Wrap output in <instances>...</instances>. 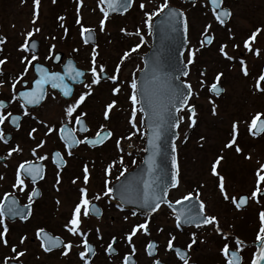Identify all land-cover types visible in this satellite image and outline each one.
Listing matches in <instances>:
<instances>
[{
  "label": "rangeland",
  "instance_id": "374dc122",
  "mask_svg": "<svg viewBox=\"0 0 264 264\" xmlns=\"http://www.w3.org/2000/svg\"><path fill=\"white\" fill-rule=\"evenodd\" d=\"M164 2L165 0H133L128 13L109 17L105 22L104 30L101 31L103 13L98 6V0H82V6L80 0H55V3L53 0H40L38 18L35 15L37 8L34 0H0V35L5 40L4 43H0V60L9 58L4 60L6 63L0 65V98L10 99L19 88L21 81L32 79L29 67V74H25L24 79L15 83V88H13L14 84L9 82L10 79L13 80L18 71L20 63L17 62L20 58L31 56L29 52L21 50L29 40L28 33L30 32L34 33L30 39H36L39 43L37 55L39 61L54 68L50 59L54 53L61 52L63 58L74 59L78 67L88 72L84 84H90L93 79L91 68L94 51L98 53L96 55L98 72L100 66H103L105 73L111 77L114 70L120 67L119 78L115 85L111 79L101 81L99 85L91 89L85 88L82 84L76 88L69 101H59L56 95L48 94L43 104L31 112L30 118L35 122L27 120L25 124L29 123V125L24 127L21 124V130L15 134L14 142L11 141L6 147L0 145V153H6L16 146L22 150L15 153L11 160L0 167V173L11 175L10 169L15 167L17 162L34 157L32 151L37 149L40 140L45 144L43 148L37 149L38 156L49 152V147L55 142L54 134L47 137V140L43 139L45 138L44 132L47 130L45 125L55 127L58 122L66 121L64 110L68 104L90 90L91 95L86 97L77 111L87 113L85 119L94 134L100 130L101 126L104 130L107 129L113 133L111 138L99 148L75 150L74 153L77 156L68 161L67 170L62 174V181L59 185L53 180L54 173L49 171L42 185L40 202L43 204L37 205L35 216L27 226L13 227L14 233L10 234L12 243H15L12 238L16 237V234H26V237L31 239L33 229L41 224L54 233H62L60 231L63 227L65 228L69 215L78 203H73L74 199L79 197L70 185L75 187L80 185L78 169L81 163H87L91 168L88 190L92 198L96 193L103 194L107 190L105 185H110L121 173L120 166L123 165L120 164L121 157L128 167L132 165L134 159L136 161L140 159L143 153L144 127L140 111L137 112L138 131L133 129L129 123L132 109L130 85L133 80H136L137 72L142 67L141 57L150 45L146 13H156ZM167 2L168 4L169 2L176 3L174 0H167ZM141 3L145 5L143 10L139 7ZM177 3L176 6L185 14L188 25V46L184 61L189 65L190 73L184 81L192 86L193 94L189 107H195L196 124L191 126L190 114L186 110L179 113V118L183 117L179 120L176 141L180 173L179 187L170 191L168 199L174 202L192 194L205 205V215L217 217L221 232L228 235L229 241H225L222 234H217L214 226L211 225L197 230L177 228L166 207H161L153 215L145 217L141 214V217H138L133 216L132 212L117 211L112 199L106 197L102 198L99 204L104 209L102 218L99 220L84 219V224H87L85 229L94 233L91 236L94 244L107 242L109 237H117L118 255L109 259L98 256L94 261L95 264H122L120 261L123 253H132V246L125 238L130 232L131 225L145 221L149 222L150 234L138 233L137 237L133 238L136 248L134 254L136 264L153 263L152 259H148L144 254L143 245L149 239H154L164 245L165 240L175 237L174 244L184 247L189 253L188 261L195 264H225L221 248L225 243H229V249H236L233 237L237 235L248 239L244 240L247 244L256 241L260 228L259 213L264 211V197L259 199V203L249 199V204L244 209H238L231 198H237L241 194L250 197L255 190L256 172L264 166V133L256 139L248 130L254 116L257 113L264 114V92L258 93L256 87L254 89L260 65L264 62V0H224L225 7L231 10L232 16L230 22L223 27L217 25L205 0H198L195 4L188 6ZM78 8L80 24L76 23ZM60 17L65 19L61 20ZM208 25H211V28H208ZM82 27L93 30L96 39V45L93 48L81 43L80 29ZM36 28L40 31L36 32ZM257 29L262 31L250 46L253 52L256 49L260 50L259 56L244 48L245 38ZM204 35H210L213 40L212 44L207 47L201 43V37ZM136 44L137 46L139 44L136 52L128 50L133 45V48H136ZM223 45H227L225 51L234 59L228 60L221 55L219 50ZM127 50L126 53H131V55L124 60L123 57ZM193 51L195 52L194 63L189 64L190 53ZM240 61H244L247 66L249 73L247 76L243 74ZM219 73H223L219 84L225 92L217 99L207 95L206 89L216 83L215 78ZM114 87H119L120 93L113 94ZM260 88H264V84L260 85ZM113 101H115V106L109 112V118L105 119L107 106ZM136 107L138 108V105ZM213 108H215V114H213ZM261 117L264 118L263 115ZM41 121L43 123H40ZM233 124H238L239 137L237 136V144L228 149L225 145L232 138L230 135ZM31 125L38 127L34 134L37 140L34 141H28L25 138V133ZM129 136L131 139L127 138ZM117 141L120 142L119 148ZM236 146L242 150L240 156L234 152ZM220 156H223V160L217 166V172L224 177L228 200H225L220 192L218 176H213L211 173L213 164ZM111 165L114 166L111 168V174L108 175L106 170ZM106 178L113 179L111 182L105 181L102 187ZM73 180L77 182L74 184ZM57 187L59 191L56 190ZM262 189H264V183L261 184ZM2 191H4L3 188H0V193ZM52 211L57 218L48 219ZM125 216L128 217L127 221L124 219ZM97 228L100 230L99 233L96 232ZM193 234L197 242L189 249ZM63 237L72 241L67 233ZM29 239L22 246L27 251V255L23 257L25 264H42L43 260L46 264L70 263L69 253L67 256H43L42 260L36 255L40 253L34 242ZM73 245L72 249L77 248L75 244ZM4 252L5 250L0 246V260L7 255H4ZM240 253L243 257L242 264H250L254 253L253 247L246 246ZM158 257L165 264H182L176 262L163 250L158 253Z\"/></svg>",
  "mask_w": 264,
  "mask_h": 264
},
{
  "label": "snow or ice",
  "instance_id": "6c2138e0",
  "mask_svg": "<svg viewBox=\"0 0 264 264\" xmlns=\"http://www.w3.org/2000/svg\"><path fill=\"white\" fill-rule=\"evenodd\" d=\"M53 2L55 3V0H53ZM210 2L214 6L213 12H214L216 20L220 24L223 25L225 23V19H222L221 17L222 16L224 18L230 17L231 13L229 11H220V12L216 11V9L221 8L223 0H210ZM80 3L82 6V0H80ZM132 3H133V0H98V6L100 7V11L103 13V19L101 20V24H100L101 31L104 30L105 22L108 20L111 12H115L117 10L127 11ZM34 4L37 8V12L35 13V15L38 18V16H39L38 9H39V5H40V0H34ZM193 4H195V0H193ZM105 5H106V7H105ZM139 7L141 8V10H143L145 8V5L143 3H141L139 5ZM165 9H168L167 27H169L173 31L175 30V25L180 22L179 18L184 17L183 12H176L175 10L170 9L167 0H165L162 7L156 13H154V14L146 13V15H147L146 24H147L148 29H149V35L151 34V30L153 28V24H152L153 15H160V13L164 12ZM77 14H78V19H77L76 23L80 24L81 20L79 18V8L77 9ZM60 19L64 20L65 18L60 17ZM33 23L34 24L36 23L35 19L33 20ZM61 26L63 27V25H61ZM183 28H184V33L186 35L187 30H188L186 18H184V20H183ZM208 28H211V25H208ZM35 31L39 32L40 29L36 28ZM261 31H262L261 29H257L256 31H254L251 34L249 39L244 41V48L247 49L248 52H253V49L250 45L252 42H254L256 40L257 36L259 35V33ZM65 32H67V29H65ZM92 33H93L92 29L83 28V27L81 29V34H82V36L85 37L86 43L88 42L89 39H91ZM85 34H87V35H85ZM138 34L139 33H137V35ZM32 35H34V33H31V32L28 33L29 39L31 38ZM141 40H143V37H141ZM4 42H5L4 38H0V43H4ZM206 43L211 44L212 39L211 38L207 39ZM33 47H35V45H33ZM226 47H227V45L221 46V48L219 50L221 55L225 59H228V60L234 59L232 56H229L228 53L225 51ZM138 48H139V45L136 48H133L131 51L136 52L138 50ZM21 50L27 51L28 50V44L27 43L24 44L22 46ZM97 54L98 53H95V51H94L93 56H92L91 75H92L93 79L91 80L90 84H84V87L88 88V89H91L95 85H99L101 83V79H102L101 73L105 72V69L103 66H100L99 72L97 71V66H96V55ZM130 55H131V53H125L123 59L124 60L128 59V57ZM255 55H257V56L260 55L259 49L255 50ZM194 57H195V52L193 51L190 53V59L188 60L189 64L194 63ZM27 59L28 58L25 57V60H27ZM37 59H38V57L36 55H33L31 57V60L28 61V63L30 64L31 61H34ZM4 63H6V61L0 60V65H3ZM240 63L243 66L242 67L243 74L245 76H247L249 74L247 71V66L244 64V61H240ZM38 71L41 73V78L35 80V86H36L35 89L32 91L20 93V98L24 100V104L20 105L21 108L25 109L23 112L24 116H30L31 115V113L27 110L25 105L39 104L40 101L45 98V96H46V90L44 87L45 84H50L52 89H59L62 92L63 96L66 98L70 97L72 95V89L66 83H64V77L63 76H61L57 73H48V71L44 68H40V69H38ZM119 73H120V67L118 66L114 70V74L111 77H109V79H111V81L114 85L116 84V82L119 78ZM181 74L183 76L188 75L187 71H183V70H181ZM66 75L69 79L75 80L77 77L85 76V73L83 71L76 70V68H74L72 65H68ZM222 75H223V73H219L215 78L216 83H213L211 85V91L215 94H218L220 91H222V89H218V87H217V85L220 82ZM20 79L22 80L23 76H21ZM176 79L179 80L180 77L177 76ZM259 80L264 81V74H261L259 76ZM18 82L19 81H17V83ZM130 87L132 89V92L130 94V101H131L132 109H131V119H130L129 123L133 129H137V131H138V128H137V124H138L137 112L138 111H144V109H138L136 107V105L139 102L138 101L139 90H138L137 83L135 80L132 81ZM191 87H192L191 84H184L181 81V84L178 85L172 91L171 97H170V103H171V107L174 108L176 110V112L181 111L182 107H187V101L191 98V95H192ZM13 88H15V84L13 85ZM184 89H187V92H185ZM257 90L264 92V88H260L258 83H257ZM120 91H121V89L119 87L113 88V94H118V93H120ZM89 95H91V90L84 93V94L79 95L78 99H75L73 102L69 103L68 106L64 110L65 115H66V121L59 128V139L63 142L68 156H72L73 155L72 149L74 147L79 146L80 144H86V145L95 147V146L100 145L103 142L107 141L113 135V133L111 131H104V127L101 126L100 130L97 131L95 138L89 139V138L85 137L84 139H78L77 136L75 135L77 129L69 127V125L72 123V121L74 119L75 124L79 126V128H78L79 132L86 133L89 131V128L86 126V124L83 120V117L86 116L87 113L81 112L79 114H76L77 109L80 108V106L84 103L86 97ZM114 106H115V101H113L111 104H109L107 106V110L105 112V119L109 118L108 114ZM5 107H6V105L3 102H0V109H3ZM149 108L152 109V118H151V123H150L152 136L148 140V147H149V149L152 150V153H153L152 163H153V167H155V159H154L155 156L162 155V144L159 142L162 140L163 136L166 134V132L169 128H171V127L178 128L179 127V120L183 119V117H180L179 119L173 120L171 123H169L168 113H166L162 109H157L155 106H153L151 103V100H149ZM188 111L191 113V116L189 117V119L191 120V126H195V124H196V120L194 119V117L196 116L195 107L194 106L188 107ZM213 114H215V108H213ZM261 115H264V114L257 113L254 116V118L252 119L251 124L249 125L248 130L254 136L260 134L261 132H264V120L261 119ZM10 117H11V123L14 126H16V128L18 130L19 129V123L18 122L20 121L21 117L20 116H13L11 112H8L7 115H4L3 112H0V126L4 125L5 121L9 120ZM33 118H35V117H33ZM40 123H43V122L41 121ZM45 127L48 129V131L46 132V135H50L53 131H55V129L52 127H48L47 125H45ZM36 131H37V129L33 128L32 131L29 133V136L34 139L35 137L32 134L35 133ZM232 131H233L232 138L225 145V147L229 148V149L233 148V146L237 144L238 124H233ZM133 135H135V133H133ZM127 138L131 139V136H129ZM0 141H3L5 144L8 143V139L5 137L4 131L2 129H0ZM44 144H45L44 141L39 142L37 145V149L43 148ZM117 147L118 148L120 147L119 141H117ZM37 149H33V151H32L33 156H38ZM21 151L22 150L19 148V146L13 147L8 152V156H11L14 152L19 153ZM121 151H123V150L121 149ZM175 151H176V147L173 144L172 145V152H175ZM235 151L237 153H240L242 150L239 146H236ZM129 155H130V153H129ZM48 159H49L48 155H39L38 156L39 161H44V160H48ZM221 160H223V156H220L215 161V163L212 166L211 173L213 176H218L220 192L223 194L224 199L228 200L229 196L225 190L224 177L219 175V173L217 172V166L220 164ZM52 163L56 164L58 167H62L66 163L63 160L62 152L55 151L54 153H52ZM120 164H123V157H121V159H120ZM113 166L114 165L109 166V168L106 170L108 175L111 174V168ZM172 167L175 169V172L172 174L171 186L173 188H178L179 187V174L180 173H179V167H178V164H177L175 157H173V159H172ZM83 173H84L83 183L85 185H87L89 183V180H90V174H89V169H88L87 165L84 166ZM261 173H264V166H261L260 169H258L256 172L257 180H256L255 190L251 193L250 197L249 196L241 197L239 199V201H237L236 197L231 198L232 202L236 205L237 208H240L241 206L245 205L249 199H253L257 203L260 202L258 197L264 196V193L261 192V184L264 183V174H261ZM121 175H123V173H121ZM38 178L41 180L44 179V171H43L42 165L37 164L33 161H25V162L19 164V166L16 170L13 188L18 189L20 192H25L27 189L26 180H30L31 183L33 185H35L37 183ZM0 179H3V177L0 176ZM161 181L163 183V177H161ZM76 182H77L76 180H73L74 184ZM60 183H61L60 174L58 172L56 184L59 185ZM122 187H124V186H122ZM150 188H151L150 185H145V190L143 191V193L137 194V195H138V198L141 199V205L140 206L147 209L149 212H152V211L159 209L161 201H163L167 195V191H166V185L161 187L159 192L156 191L155 189H152L150 191L149 190ZM56 190L59 191V188L57 187ZM125 190L127 191L128 189H125ZM79 191L81 193L79 201L74 206L72 215L69 218L68 223L65 225V228L72 236L83 238L82 247L84 250L79 253V257L84 262V264H90V261L87 259V257L90 253L92 255H95V249L89 243L88 235L82 229V223H83L84 219H91L93 216L99 218L102 215L101 210L93 204V200L99 201L102 199V197H109L110 199H114V197L112 196L113 188L108 187L107 190L104 191L102 195L100 193L94 194L92 199H89V192H88L87 187H81L79 189ZM39 195H40L39 190L37 188L33 187L30 191V194L28 195V199L30 201L29 205L27 206L28 211L25 212L23 209L15 207V205L18 203V201L12 193H5L4 197H3L4 201L8 202L9 198L11 197V200L7 205L8 215L13 216V217L19 216L21 219H24L26 216L31 214V203L34 202L33 198L38 197ZM121 199H122V202H127V200L124 199L123 194H122ZM192 199H193L192 194H188V195L183 197V200L190 201ZM182 202L183 201H177V203H182ZM57 203H59V201H57ZM5 206H6L5 203H0V217L5 215V212H4ZM171 206L172 205L169 202V207H171ZM117 207H119L121 211L124 210L122 207H120L119 204L117 205ZM204 210H205V205L203 204V202H201L199 204V209L197 211H193V210L189 209L187 213H181L180 215H177L176 227L181 228L182 222L184 224H189V225L195 224V226L197 228H200L201 226L211 225V226H214V231L217 234H222L217 217L205 215ZM132 215L135 216L136 213L133 212ZM181 216L184 217L183 221L181 220ZM124 219H125V221H127L128 217L125 216ZM259 220H260V228H259L258 234L256 236V242L258 244V248H257V251L251 260V264H264V211H261L259 213ZM8 231H9V229L5 225L3 227L2 232H0V238L5 237L8 233ZM99 231H100L99 228H97L96 232L99 233ZM160 231H163V229H160ZM138 233L141 235H149L150 234L148 221L134 225L131 228L130 232L126 235L127 243L132 246L131 252L133 255L136 252V248H135V245L133 243V238L137 237ZM222 235H223V239L225 241H229V237L227 234H222ZM37 237L41 239L42 246L46 245V246H44L45 252L51 251L53 248H56L62 244L63 248L66 249L63 252V255L67 256L69 251H71L72 248L74 247L73 243H71V242L64 243L58 237L57 238L48 237L43 229L38 230ZM25 240H27V237H23L21 239L20 243L23 244L25 242ZM173 240H175V237H172V239H170L168 241V244H167V248L170 251L173 250ZM196 242L197 241L195 239V234H193L192 244H189V246H188L189 249H191L192 245L195 244ZM3 243L5 245H7L8 240L3 239ZM115 243H116V238L114 237L112 239V243H110L108 245V248H107L110 255L113 254L114 250L112 248V245ZM235 244H236L237 249L239 251H243V248L241 247V245H243V241H241L237 238L235 240ZM75 246L81 247V245H79V244H77ZM156 247H157L156 244L148 243L147 250H148L149 256H152L154 254L153 250ZM221 251H222V254L226 260V264H242V257L239 255V252L236 250H233L230 252L229 243H225ZM12 252L16 253L17 249L15 247H13ZM175 253L178 256V258L184 262V264H188V259L186 258L185 253H183L180 249H175ZM24 255H25L24 252H19V253H17L15 258L19 259L20 257H22ZM5 264H7V262H5ZM123 264H133L131 257L125 256L123 258ZM155 264H160V261H158V260L155 261Z\"/></svg>",
  "mask_w": 264,
  "mask_h": 264
},
{
  "label": "water",
  "instance_id": "95a60500",
  "mask_svg": "<svg viewBox=\"0 0 264 264\" xmlns=\"http://www.w3.org/2000/svg\"><path fill=\"white\" fill-rule=\"evenodd\" d=\"M185 2H193V0H184ZM210 7L213 9L214 6L211 4L210 0H207ZM106 7V5H105ZM130 8V7H129ZM128 8V9H129ZM170 9L175 10L176 12H180L179 10L170 7ZM217 12L220 11H228L216 9ZM126 11L117 10L115 12H111L110 14L115 13H124ZM167 14L168 9H165L158 17H156L153 21L152 28V43L149 51L143 56V68L138 73L137 77V87H138V101L140 109H144L142 111L144 116V125L146 128V138H145V153L142 158V162L131 172L125 174L112 188H113V196L124 206L136 208L138 210L149 212L147 209L141 207V199L138 198L137 194H142L145 190V185H150L152 189H155L159 192L160 188L166 185V191L173 189L171 186V178L172 174L175 172V169L172 167V159L175 157L176 159V151L172 152V145L175 143L177 139V128L171 127L167 130L166 134L163 136L162 140L159 142L162 144V155L155 156V167H153V153L152 150L148 147V140L152 136V131L150 127L151 118H152V109L149 108V100L153 106L157 109H162L166 113H168V120L171 123L173 120H177L176 110L171 107L170 97L172 91L181 84V79L185 78L181 74V70L187 71L188 67L183 62V53L185 52L187 42L186 35L184 33L183 28V20L184 17L179 18L180 22L175 25V30L173 31L169 27H167ZM225 22L229 17L224 18ZM87 35V34H85ZM210 37H204L203 42L206 43L207 39ZM85 39V37H84ZM94 35L92 33L91 39L88 40L87 43H94ZM35 45V47H33ZM37 43L35 41H31L29 43V48H32L34 52H36ZM61 55H57V59L60 58ZM68 65H72L74 68L75 65L72 61L67 60L63 65V70L67 72ZM44 68L43 66L35 65L34 72L36 75V80L38 76V69ZM47 70V69H46ZM77 70V69H76ZM79 71V70H78ZM63 76V75H62ZM179 76L180 79L177 80L176 77ZM65 77V76H63ZM80 81H77V83ZM35 83V82H34ZM185 84V83H184ZM36 87V86H35ZM33 87L30 90H22L18 92V97L20 98V93L32 91L35 89ZM218 89L219 86H217ZM58 91L62 94V92L58 89ZM187 92V89H184ZM210 94H215L211 91ZM63 95V94H62ZM68 98V97H67ZM21 99V98H20ZM23 102L24 100L21 99ZM189 101V100H188ZM187 101V103H188ZM37 105V104H35ZM34 106V105H29ZM185 107H182L183 110ZM175 145V144H174ZM177 161V159H176ZM161 177H163V183L161 181ZM124 186V187H122ZM125 189H128L127 191ZM122 194L124 195V199L127 202H122ZM167 197V195H166ZM166 197L161 204L169 203L166 200ZM200 202L196 199H192L190 201L185 200L182 203H177L172 205L171 208L175 211L176 215H180L181 213H187L189 209L193 211H197L199 209ZM247 204V203H246ZM245 204V205H246ZM243 205V206H245ZM156 211V210H155ZM154 212V211H152ZM149 212V213H152ZM184 217L181 216V220L183 221ZM186 226H195V224H184ZM258 248V244L254 245Z\"/></svg>",
  "mask_w": 264,
  "mask_h": 264
},
{
  "label": "flooded vegetation",
  "instance_id": "af4514ba",
  "mask_svg": "<svg viewBox=\"0 0 264 264\" xmlns=\"http://www.w3.org/2000/svg\"><path fill=\"white\" fill-rule=\"evenodd\" d=\"M252 53L255 55V52H252ZM7 59H9V58H7ZM27 60H28V59H27ZM27 60H25V58L23 59V57H21L20 60L17 62V63H20L19 65H21V66L18 65V71H17V73L15 74L14 78H16V79H20V77L23 76V79H24V75H25V74H26V75L29 74V70H28V69H29V65H28ZM22 61H23V62H22ZM24 61H26V62H24ZM33 63H34V62H32V63L30 64L31 75H32V64H33ZM42 64H43V62H42ZM59 66H60V65L54 66V68H51V67L48 66V68H49L50 71H59V70H60V67H59ZM259 71H260V72H259V75L257 76V78H258L261 74H264V62L260 65V70H259ZM32 76H33V75H32ZM32 78H33V77H32ZM25 81H26V80L24 79L23 81L20 82L19 85L21 86L22 83H24ZM9 82H10V84H15V83H13V82H11V81H9ZM262 84H264V81L261 82V85H262ZM78 87H79V86H78ZM76 88H77V87H75V90H76ZM254 89H255V87H254ZM75 90H74V93H75ZM16 92H17V90L15 91L14 96L11 97L10 99L0 98V100H3V101L8 102V105H7L5 108L0 109V112H3L4 115H7L8 112H11L13 116H20V117H21L20 121L18 122V123H19V129H18V130H17L16 126H14V125L11 123V117L9 118V120L5 121L4 125L0 126V129H2V130L4 131L5 137L8 139V143H7V144H5L3 141H0V145H1L2 147H6V146H8V145L10 144L11 141L14 142V140H15V138H16V137H15V134H17V133L21 130V129H20L21 124H22V126L24 125V127H26V125H29V123H26V124H25V122H26L27 120H29V119L31 120V122H35V120L31 119L30 116H24V115H23V112H24L25 109L20 107V105H21L22 103H20V102L17 100V98H16ZM224 92H225V91H224ZM257 92L259 93V92H261V91H258V90H257ZM48 94H54V95H56L59 101H66V100L62 99L61 96H59V94H57L56 92L48 91V92H47V95H48ZM47 95H46V97H47ZM73 95H74V94H73ZM223 95H224V93H223L220 97H222ZM220 97H219V98H220ZM42 104H43V103H42ZM42 104H41V105H42ZM41 105H40V106H41ZM40 106H39V107H40ZM39 107H37V108H28V107H26V108H27V110L31 113L32 111L38 109ZM80 113H81V112H80ZM76 114H79V112L77 111ZM74 115H75V114H74ZM85 118H86V116L83 117V120H84L86 126L89 128V131L86 132V133H83V132H82V134H81V133L78 131L79 126L75 124V120H74V119H73L72 123L69 125L70 128H76V129H77L75 135L77 136L78 139H84L85 137H87V138H92V137L94 136V135H93V131H92V129L90 128V126H89V124H88V122L86 121ZM64 123H65V121H60V122H58V124H57L55 127H52V128L55 129V131H53L50 135H46V132L48 131V129H47L45 132L43 131L44 134H45V135H44L45 138H43V139H45V140H47V137H50L52 134H54V141H55V142H54V145H52V146L49 147L50 149H49V152H48V153L41 154V155H48V156H49V159H48V160L39 161V160H38V157H37V156H34V157H32L31 159H28V160H22V161L17 162L16 165H15V167H12V168L10 169V170H11V175L8 174V173H7V175H5V173H4V174L0 173V176L3 177V179H0V188H3V190H4V191H2V192L0 193V203H6V201L3 200V197H4V194H5V193H12V194L16 197V199H17V201H18L17 206H15V207H17V208H20V207H21V208H23V210H24L25 212H27V211H28L27 206H28L29 203H30V201H29V199H28V195L30 194L31 189H32L33 187H35V188H37V189L39 190V192H40V195H39L38 197H34V198H33V201H34V202L31 203V214L29 215L28 218L25 217L24 219H21L19 216H15V217L10 216V215H8V207L6 206V208L4 209L5 215L2 216V217H0V232H2L3 227H4L5 225L8 227L9 231H8V233H7V235H6L5 237L0 238V246L5 250L4 255L7 254L4 258H2V259L0 260V264H5V262H7V264H9V263L25 264V263L23 262V257H24L25 255H27V251H26L25 249H23L22 246L25 244L26 240H25V242H24L23 244H21L20 241H21V239H22L23 237H26V234H20V235L16 234V237L12 238V240H13L15 243H12V242H11L10 234H13V233H14V232H13V227H14V226H17V225H20V226H27V225L29 224V222L31 221V219L33 218V216H35V211H36V209H37V205L42 203V202H40V201H41V197H42V191H43V190H42V185H43L45 179L47 178L48 173H50V172H51V173H54L53 180H54V182L56 183V180H57V173L59 172V174H60V180L62 181V174L65 173V171L67 170V164H68V161H69L70 159H73V158H75V157L77 156V155L74 153V151H75V150H78V149H80V148H85V149H87V150H93V148H91L90 146H88V145H86V144H80V145L77 146L74 150H72L73 155H72V156H68V155H67V152H66V149H65V146H64V144H63V142L59 139V128H60ZM33 128L37 129L38 127L36 128L35 126L31 125L30 128L27 129V131H26V133H25V138H26L28 141H34V140H37V137H35V135H34L35 133L32 134V135L35 137L34 139H33L32 137L29 136V133L32 131ZM40 129H41V128H40ZM26 139H25V140H26ZM39 142H41V140H40ZM55 151H60V152H62V154H63V160L66 162L64 168H59L56 164H53V163H52V153L55 152ZM8 152H9V151H6V153H0V157H1V160H0V167L3 166V165H5V163H6L7 161L11 160V159H12V156L15 154V152H14L11 156H8ZM25 161H33V162H35V163H39L40 165H42V167H43V171H44V179L41 180V179L38 178L37 183H36L35 185H33V184L31 183L30 180H26L27 189H26L25 192H20L18 189H14V188H13V183H14V181H15V173H16V170H17L19 164H21V163H23V162H25ZM85 165L88 166L89 174H90V172H91V168L89 167V165H88L87 163H84V162L81 163V164L79 165V169H78V170H79V175H80V181H79V182H80V185H79L78 187H75V186L70 185V187H73L74 190H76V192H77L76 194H77V196H78L79 198H80V195H81L79 189H80L81 187H87V189H88V184H89V183H88L87 185H85V184L83 183V176H84L83 169H84V166H85ZM49 171H50V172H49ZM77 172H78V171H77ZM90 179H91V174H90ZM89 181H90V180H89ZM105 181H109V178L104 179V181H103V183H102V187L104 186ZM108 185H109V184H106V185H105V189H107ZM88 192H89V190H88ZM89 193H90V192H89ZM100 194L102 195V193H100ZM79 198H78V199H74L73 203H77V202L79 201ZM102 198H103V197H102ZM89 199H92V198H90V196H89ZM10 200H11V197L9 198V201L7 202V205H8V203L10 202ZM101 200H103V199H101ZM101 200H99V201H95V200H93V204H96L97 207H100L101 212H102V215H103L104 209H103V207H101V206L99 205L100 202H101ZM42 204H43V203H42ZM72 207H73V205H72ZM115 207H117V205H115ZM38 209H39V208H38ZM116 209H117V211H119V212H123V213H125V212H126V213H127V212H131V211L126 210V209H124L123 211H121L119 207H117ZM135 213H136V212H135ZM71 215H72V214H71ZM71 215H69V218L71 217ZM102 215H101L99 218H97V217H92L91 219L99 220V219L102 218ZM140 215H141L140 213H136L135 216L141 217ZM143 216H144V215H143ZM48 217H49L48 219H52V218L54 219L55 217L57 218V216L54 215V212H53V211L51 212V214L48 215ZM51 217H52V218H51ZM84 222H85V220H83L82 229H83L84 232L88 235V241H89V243L92 245V247L95 249V255H92V254L90 253V254L88 255V257H87V259L90 261V264H95L94 261H95V259H96L98 256H103V257H105V258H107V259H109L110 257H116V256L118 255V249L116 248V246H117V244H118V241H117V244H116V246H115L116 253H115L114 256H110V254H109V252H108V250H107L108 245L111 243V241H112V239L114 238V236H113V237H109V239H108L107 242H105V241L102 242V243H98V242H97V244H94V243H92L93 240L91 239V236H92V234H94V233H92V232H90L89 230H86V229H85L86 226H87V224H84ZM87 222H89V220H87ZM83 227H84V228H83ZM132 227H133V226L131 225V228H132ZM39 229H43L45 233L49 234V235H50L51 237H53V238H57V237H58V238H59L61 241H63L64 243L71 242V243H73V244H75V245H77V244L81 245V247H77V248H74V249H72L71 251H69V254H70V256H71V259H70V263H69V264H84V262H83V261L80 259V257H79V253H80L81 251L84 250L83 247H82V244H83V238H82V237H74V236H72V235L66 230V228H64V227H63V230L60 231V232H62V233H54V232H52L50 229H48L45 225H42V224H41V225H37V226L33 229L31 239H29V238L27 237V240L29 239V240H31L32 242H34L37 251L40 253V254H38V253L36 254L39 258H41V259L43 260V256H44V257H49V256H54V255H63V252L66 250V249L63 248V245L61 244L60 246H58V247L52 249L51 251L45 252V251H44V246H42V241H41V239L37 237V232H38ZM130 230H131V229H130ZM65 233H67V234L71 237L72 241H70V240H66V239L63 237ZM12 237H13V236H12ZM99 237L101 238V236H99ZM115 238L117 239V237H115ZM125 238H126V237H125ZM3 239H7V240H8V244H7V245H5V244L3 243ZM168 241H169L168 239L165 240L164 245L158 243V242H157L156 240H154V239H149V240H147V241L145 242V244L143 245V246H144V254H145V256H146L148 259H152V261H153L152 264H155V261H157V260L160 261L162 264H165V262H163V261L158 257V253L161 252L162 250H163L165 253H167L168 255H170L171 257H173V258L175 259L176 262L184 264V262L181 261V260L178 258V256L176 255V253H175L173 250H171V251L168 250V248H167ZM123 242H124V239H123ZM148 243H154V244L157 245V247H156L155 250H154V251H155V255H154V256H149V255H148V252H147V245H148ZM99 246H100L101 248H100ZM173 246L180 247V246L174 244V241H173ZM13 247H15V248L17 249V252H16V253H13V252H12V248H13ZM180 248H182V247H180ZM6 249H7V250H6ZM182 249H184V247H183ZM19 252H24L25 255L22 256V257H20L19 259H16L15 257H16V255H17V253H19ZM125 256H130V255H129V253H128V254H124V253H123V255H122V257H121V261H120V263L123 264V258H124ZM133 258H134V260H135V263H134V264H136V259H135V257H133ZM41 262H42V261H41ZM43 262H44V263H42V264H46V262H45L44 260H43Z\"/></svg>",
  "mask_w": 264,
  "mask_h": 264
},
{
  "label": "trees",
  "instance_id": "16d2710c",
  "mask_svg": "<svg viewBox=\"0 0 264 264\" xmlns=\"http://www.w3.org/2000/svg\"><path fill=\"white\" fill-rule=\"evenodd\" d=\"M241 238H243V237H241ZM244 239V238H243Z\"/></svg>",
  "mask_w": 264,
  "mask_h": 264
}]
</instances>
